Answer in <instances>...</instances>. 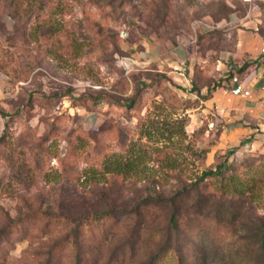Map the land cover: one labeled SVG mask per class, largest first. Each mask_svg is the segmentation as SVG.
<instances>
[{
    "label": "rangeland",
    "instance_id": "rangeland-1",
    "mask_svg": "<svg viewBox=\"0 0 264 264\" xmlns=\"http://www.w3.org/2000/svg\"><path fill=\"white\" fill-rule=\"evenodd\" d=\"M253 38L264 0H0V264H145L168 233L155 264H264V139L219 148L203 109L219 57ZM172 196L167 233L144 201Z\"/></svg>",
    "mask_w": 264,
    "mask_h": 264
},
{
    "label": "crops",
    "instance_id": "crops-1",
    "mask_svg": "<svg viewBox=\"0 0 264 264\" xmlns=\"http://www.w3.org/2000/svg\"><path fill=\"white\" fill-rule=\"evenodd\" d=\"M191 43L179 41L171 48V58L183 63L192 50ZM150 47V53L154 54L155 48ZM217 69V77L222 80L203 106L214 124L208 133L217 138L219 148L242 145L251 136L264 139V41L257 38L239 41L233 53L219 57ZM231 69L249 91L247 95L231 93Z\"/></svg>",
    "mask_w": 264,
    "mask_h": 264
},
{
    "label": "trees",
    "instance_id": "trees-1",
    "mask_svg": "<svg viewBox=\"0 0 264 264\" xmlns=\"http://www.w3.org/2000/svg\"><path fill=\"white\" fill-rule=\"evenodd\" d=\"M196 21V20H195ZM208 30L205 27H198L195 29V36L196 33L202 32ZM196 41V38H195ZM194 41V42H195ZM223 166L222 164L217 165L214 169H205L202 170L201 173L199 175L196 176V178L190 182L189 184H187L184 187V191H189L190 189H194L196 191H199L201 188V184L210 177H214V176H222L223 175ZM134 164L133 161L129 160V159H124V160H112V159H108L104 162L103 165V169L105 172H109V173H115V174H121L123 176H128V174L130 172H133L134 170ZM163 203L164 205H166L169 209V213L167 214V220H166V232H171V231H175L176 229H178V222H177V211L175 210L176 205H175V196L169 197V198H148L144 201L145 205H150L152 203L158 204V203ZM137 209V208H136ZM139 207L137 209V212H139ZM105 214H107V212H104ZM102 213H98L96 215L97 218H102ZM167 238L166 240L163 242V246L161 248L158 249V251L149 257V259L145 262V264H155L158 256L160 254H165L167 253L169 250H173V242L171 241V235L168 233L167 234ZM262 246H263V261H264V227L262 229ZM76 264H80L79 260L80 257L77 256L76 257Z\"/></svg>",
    "mask_w": 264,
    "mask_h": 264
},
{
    "label": "built area",
    "instance_id": "built-area-1",
    "mask_svg": "<svg viewBox=\"0 0 264 264\" xmlns=\"http://www.w3.org/2000/svg\"><path fill=\"white\" fill-rule=\"evenodd\" d=\"M201 26L205 27V28L210 27V25L208 23L204 22L203 20H196L192 24V29H193V31H195L196 28L201 27ZM189 41L193 43L195 41V38H190ZM231 71L233 72L232 69H231ZM231 82H232V86L230 88V91L232 94L247 95L249 93V91L239 83L238 76L235 72L232 73ZM213 126H214V124L212 122L209 123L210 128Z\"/></svg>",
    "mask_w": 264,
    "mask_h": 264
}]
</instances>
